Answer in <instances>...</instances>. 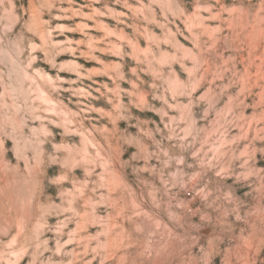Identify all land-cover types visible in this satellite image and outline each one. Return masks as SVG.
Segmentation results:
<instances>
[{"label":"rangeland","instance_id":"obj_1","mask_svg":"<svg viewBox=\"0 0 264 264\" xmlns=\"http://www.w3.org/2000/svg\"><path fill=\"white\" fill-rule=\"evenodd\" d=\"M0 264H264V0H0Z\"/></svg>","mask_w":264,"mask_h":264}]
</instances>
